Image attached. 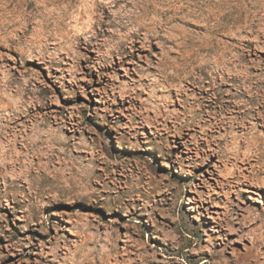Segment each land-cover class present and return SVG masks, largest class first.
I'll return each mask as SVG.
<instances>
[{
  "label": "rangeland",
  "instance_id": "1",
  "mask_svg": "<svg viewBox=\"0 0 264 264\" xmlns=\"http://www.w3.org/2000/svg\"><path fill=\"white\" fill-rule=\"evenodd\" d=\"M142 1L0 0V264H264V0ZM165 56L194 67L183 95L154 86ZM97 153L113 187L148 160L162 189L137 186L131 207L64 191ZM144 200L176 205L183 235Z\"/></svg>",
  "mask_w": 264,
  "mask_h": 264
},
{
  "label": "clouds",
  "instance_id": "2",
  "mask_svg": "<svg viewBox=\"0 0 264 264\" xmlns=\"http://www.w3.org/2000/svg\"><path fill=\"white\" fill-rule=\"evenodd\" d=\"M97 5H109L112 3V0H95ZM76 7L75 0H63V3L60 5L61 12L65 14H71V12ZM127 15V13H124ZM4 26H9L15 23V20H5L2 22ZM131 31V30H130ZM112 149L118 153L123 154L128 149H139L141 147L140 143H134L132 140L121 141L120 144H113ZM105 152H108L109 156H111V151H109L108 147L103 149ZM134 154V153H133ZM252 155H255V152H252ZM173 157H169L167 155L157 158L156 164L159 165L162 162L171 163ZM125 169H131L130 171H126V175L130 177L128 183L125 185L123 189H121L120 184L117 183L114 187L112 185V177H113V166L108 163L107 160L101 162L100 154L97 153L95 158H89L87 164L81 168L80 172L73 171V177L68 180L66 184L63 185V190L71 192L73 197L78 194H83L85 190L89 196H95L97 199L100 198L102 194L112 195L116 194L118 197L119 203L123 204L125 201H129V207H131L130 200L138 198V192L136 191L137 186L139 188H144L145 184L148 185L149 188L153 190L162 189L163 185H157L156 181L159 179L158 176H149L148 173L154 172L155 168L153 163L144 160L137 167L135 161H125L124 162ZM103 170H100V169ZM239 177V174H236ZM203 179V178H201ZM62 189H54L55 192H60ZM86 202V201H85ZM85 202H81L82 204ZM178 204V197H177ZM144 205L146 207H150L151 211L154 215L162 214L167 216L170 220L174 219L176 228L170 229L168 226L158 223L157 227L163 232H172V235L167 237L168 240H172L173 237L179 238L180 235H183L181 224L183 221V217L176 211V205L165 206V204H161L159 206H151L148 204V200H144ZM162 239L164 237H161Z\"/></svg>",
  "mask_w": 264,
  "mask_h": 264
},
{
  "label": "bare ground",
  "instance_id": "3",
  "mask_svg": "<svg viewBox=\"0 0 264 264\" xmlns=\"http://www.w3.org/2000/svg\"><path fill=\"white\" fill-rule=\"evenodd\" d=\"M141 1V0H140ZM155 1V0H154ZM166 1H168V0H166ZM215 1V0H214ZM143 2V7H144V10H143V15L145 14V13H148V10H149V8H150V2L148 1V0H143L142 1ZM163 2V1H162ZM165 2V1H164ZM186 2H187V0H186ZM222 2V1H221ZM158 3V2H157ZM169 3V2H168ZM183 3V2H182ZM204 3V2H203ZM220 3V2H219ZM142 4V3H141ZM151 4H152V2H151ZM175 4V3H174ZM173 4V5H174ZM195 4V3H194ZM177 5V4H176ZM185 5V4H184ZM187 5V4H186ZM185 5V6H186ZM218 6V5H217ZM175 7V6H174ZM173 7V8H174ZM178 7V6H177ZM199 7V6H198ZM219 7V6H218ZM231 7V6H230ZM154 8V7H153ZM180 8V7H179ZM183 8V7H182ZM189 8V7H188ZM192 8V7H191ZM191 8H190V10H191ZM210 8V7H209ZM208 8V9H209ZM168 9V8H167ZM172 9V8H171ZM186 9V8H185ZM213 9V8H212ZM161 10V9H160ZM175 10V9H174ZM156 11H158V10H156ZM171 11V10H170ZM183 11H184V8H183ZM195 11H196V9H195ZM198 11V10H197ZM200 11V10H199ZM166 12V11H165ZM190 12V11H189ZM158 13V12H157ZM163 13V12H162ZM168 13V12H167ZM194 13V12H193ZM196 13V12H195ZM210 13V12H209ZM212 13V12H211ZM149 14V13H148ZM147 14V15H148ZM153 14V13H152ZM156 14V13H155ZM165 14V13H164ZM163 14V15H164ZM177 14H178V11H177ZM162 15V14H161ZM175 15V14H174ZM202 15H204L203 13H202ZM140 16V15H139ZM155 16V15H154ZM159 16V15H158ZM180 16V15H179ZM195 16V15H194ZM205 16V15H204ZM143 17V16H142ZM171 17H173L172 15H171ZM184 17V16H183ZM193 17V16H192ZM196 17V16H195ZM198 17V16H197ZM200 17V16H199ZM145 18V17H144ZM182 18V17H181ZM181 18H180V20H181ZM190 18H191V16H190ZM190 18H188V19H190ZM154 19V18H153ZM158 19V18H157ZM170 19H172V18H170ZM185 19V18H184ZM187 19V18H186ZM143 20V19H142ZM149 20H152V19H149ZM166 20V19H165ZM135 21V20H134ZM160 21H161V19H160ZM215 21V20H214ZM156 22V21H155ZM142 23H143V21H142ZM157 23V22H156ZM161 23H163V22H161ZM153 24H154V22H153ZM141 25V24H140ZM157 25V24H156ZM165 25V24H164ZM171 25V24H170ZM214 25V24H213ZM212 25V26H213ZM150 26V25H149ZM168 26V25H167ZM159 27V26H158ZM145 28H146V26H145ZM163 28V27H162ZM212 29H215V28H212ZM147 30V29H146ZM151 30V29H150ZM163 30V29H162ZM175 31V30H174ZM178 31V30H177ZM134 32V31H133ZM171 32V31H170ZM213 32V31H212ZM212 32L210 33V34H212ZM151 34V33H150ZM187 34H189V33H187ZM135 35V34H134ZM186 35V34H185ZM209 35V34H208ZM167 36V35H166ZM171 36V35H170ZM131 37V36H130ZM138 37H139V35H138ZM191 37V36H190ZM211 37V36H210ZM132 39V38H131ZM185 39V38H184ZM193 39V38H192ZM168 40V39H167ZM170 40V39H169ZM172 41V40H171ZM180 41V40H179ZM182 41V40H181ZM191 41V40H190ZM174 42H176V40L174 41ZM173 42V43H174ZM192 42V41H191ZM207 42V41H206ZM180 43V42H179ZM185 43V42H184ZM188 43V42H187ZM195 43H196V41H195ZM202 44V43H201ZM209 44V43H208ZM179 45V44H178ZM190 45H191V43H190ZM195 45H197V44H195ZM188 46V45H187ZM208 46H211V45H208ZM181 47H183V45L181 46ZM180 47V48H181ZM190 48H193V46L192 47H190ZM202 48V47H201ZM206 48V47H205ZM189 49V48H188ZM196 49V48H195ZM194 49V50H195ZM184 50V49H183ZM192 50V49H191ZM202 50H204V49H202ZM214 50V49H213ZM187 51V50H186ZM197 51V50H196ZM207 51V50H206ZM185 52V51H184ZM183 52V53H184ZM189 52V51H188ZM181 53V52H180ZM182 53V54H183ZM197 53V52H196ZM185 54H186V52H185ZM194 54V53H193ZM201 54V53H200ZM209 54V53H208ZM187 55V54H186ZM205 55H206V52H205ZM168 56V55H167ZM167 56H165L164 58H163V60L159 63V65L157 66V70H156V76H157V78H158V80L160 81V83L158 82V80H157V82H155V84H154V86L156 87V86H160L161 88H162V95L163 94H166L167 92H170V91H174L175 93H177V95H183V94H185V92H187V91H189V89H187V86H185V85H181V83H184V81L186 80V79H192V81H193V83H195L196 81H197V79L198 78H196V77H194V76H196V75H193V69H194V67L193 68H191V69H189L188 70V67H190L189 65L190 64H188V63H186V62H184V60H183V62H181V63H179L178 62V58H172V59H168V57ZM174 56V55H173ZM190 56V55H189ZM198 56H199V54H198ZM174 57H176V56H174ZM206 57V56H205ZM181 58V57H180ZM183 58V57H182ZM192 58V57H191ZM195 58V57H194ZM199 58V57H198ZM213 58H215V57H213ZM219 58V57H218ZM184 59H185V57H184ZM189 59V58H188ZM206 59V58H205ZM182 60V59H181ZM201 60H203V59H201ZM208 60V59H207ZM195 61V60H194ZM191 62V61H190ZM201 62V61H200ZM199 62V63H200ZM196 63H197V61H196ZM217 63V62H216ZM192 64V63H191ZM198 64V63H197ZM208 64V63H207ZM213 64V63H212ZM202 65H204V64H202ZM206 65V64H205ZM217 65V64H216ZM215 65V66H216ZM209 66H211L210 64H209ZM203 67V66H202ZM196 68H197V66H196ZM210 68V67H209ZM216 68V67H215ZM226 68V67H225ZM171 69V71L172 72H169V70ZM212 70V69H211ZM215 69H213V71H214ZM202 71V70H201ZM195 72V71H194ZM198 73H200V72H198ZM213 74V73H212ZM203 75H204V73H203ZM215 75V74H214ZM200 76V75H199ZM198 77V76H197ZM203 77V76H202ZM214 77V76H213ZM204 78V77H203ZM208 78V77H207ZM200 80V79H199ZM209 80V79H208ZM213 81V80H212ZM209 83V82H208ZM213 83V82H212ZM163 84H164V86H163ZM192 84V83H191ZM211 84V83H210ZM196 85V84H195ZM200 85V84H199ZM209 85V84H208ZM189 88V87H188ZM190 98V97H189ZM188 98V99H189ZM187 99V100H188ZM164 100V107L165 106H167V104H168V102H169V99H168V96L167 95H164L163 97H162V101ZM193 101H194V99H193ZM192 103V102H191ZM159 111V110H158ZM159 112H161V113H163V111L162 110H160ZM248 112V110H244V111H242L241 112V116L242 117H246L247 116V113ZM210 114H212V111L211 110H209V111H207L206 112V116L207 115H210ZM202 115V114H201ZM202 118V117H201ZM196 119V118H195ZM197 120V119H196ZM194 121V120H193ZM191 122H192V120H191ZM204 123H205V121H203ZM197 123H198V120H197ZM252 129V127L250 128V130ZM243 130H246V132H244L243 133V135H244V137L246 138V141L245 142H247V146L245 145V147H247V149H246V151L249 149V148H251V147H260V145L263 143V142H261V140H262V138H261V136L260 135H257L256 134V132H250L249 130H247V128H243ZM264 145V144H263ZM31 146V145H30ZM36 146V145H35ZM32 147V146H31ZM262 147H264V146H262ZM33 149V148H32ZM261 149H264V148H261ZM250 150V149H249ZM34 153H35V151H34ZM244 153V152H243ZM248 153V152H247ZM258 153V152H257ZM262 153H264V150H263V152H259V156H261L262 157ZM243 159V158H242ZM247 160H249L248 159V157L246 158ZM44 174V173H43ZM43 174H42V176H43ZM85 239L82 241V244H81V247H83V245L85 244ZM107 245V244H106ZM84 248V247H83ZM111 249V248H110ZM88 250V249H87ZM89 252V251H88ZM93 252H94V250H93ZM112 252H114V251H112ZM90 253V252H89ZM92 253V252H91ZM90 255V254H89ZM108 258V257H107ZM256 258V257H255ZM258 258V257H257ZM257 260V259H256ZM89 263V262H88ZM103 263V262H102Z\"/></svg>",
  "mask_w": 264,
  "mask_h": 264
}]
</instances>
